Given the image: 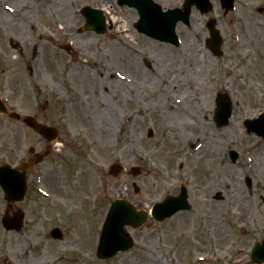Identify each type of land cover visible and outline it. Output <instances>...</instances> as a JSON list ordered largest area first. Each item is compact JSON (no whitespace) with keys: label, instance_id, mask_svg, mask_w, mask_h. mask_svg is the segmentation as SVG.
<instances>
[{"label":"rangeland","instance_id":"rangeland-1","mask_svg":"<svg viewBox=\"0 0 264 264\" xmlns=\"http://www.w3.org/2000/svg\"><path fill=\"white\" fill-rule=\"evenodd\" d=\"M155 1L163 8L183 4V0ZM213 1L208 14L192 8L190 23L178 22L175 46L138 32L133 25L137 11L116 0H48L53 3L44 4L45 10L40 8L41 0H0V95L14 102L17 111L47 118L60 129L67 124L72 131L68 137L61 129L64 144H55L36 168L46 169L40 186L52 197L37 191L31 181L26 198L17 203L25 212L22 231L7 232L0 225V264H255L251 247L264 237V219L258 217L259 210H264V174L254 170V161L256 156L264 161V138L248 131L245 121L264 111V11L257 8H264V0H236L234 10L227 12L219 0ZM5 4L20 6L27 19L6 11ZM84 5L106 6L118 22L104 10L105 33L79 31L85 21L79 11ZM48 10L54 13L51 22L46 20ZM64 10L70 13L67 23ZM209 17L217 18L224 40L218 57L205 45L204 23ZM120 25L127 27L128 35L119 32ZM63 26H69L68 31ZM87 38L90 45L83 41ZM128 39L133 48L127 45ZM66 45L69 51L63 48ZM34 46L38 49L33 54ZM51 54L61 58L58 70L47 61ZM30 64L38 74L31 73ZM163 67L178 74L189 96L198 99L189 102L204 108L206 143L213 144L210 137L217 141L215 151L200 153L193 161V143L181 139L194 129H181L178 145L167 152L175 159L171 167L129 140L135 126L146 141L157 145L161 138L157 130L167 128L163 121L154 127L147 118L150 106L142 95L148 88L116 83L109 75L121 68L149 85ZM85 68L87 73L82 72ZM100 93L105 103L97 107L87 102L98 100ZM218 93H227L233 105L224 126L214 121ZM129 100L134 105L129 106ZM102 110L112 121L101 118ZM162 110L165 114L173 110L169 101ZM30 146L43 150L44 142L0 114V163H17L19 154L14 149L18 147L26 157ZM231 150L237 153L234 161ZM209 159L217 166H206L204 160ZM116 161L124 170L109 176L108 167ZM134 165L141 168L136 177L129 172ZM220 166L231 172L232 193L220 181ZM67 168L68 172L76 168L80 184L69 186ZM132 182L139 186L138 193ZM181 186L188 193V211L161 223L150 218L139 229L128 228L135 241L130 250L106 260L95 256L100 226L113 198L121 196L148 208L166 194L179 193ZM217 193L221 199L215 198ZM6 204L0 191V217ZM53 226L63 229V239L49 237Z\"/></svg>","mask_w":264,"mask_h":264},{"label":"water","instance_id":"water-1","mask_svg":"<svg viewBox=\"0 0 264 264\" xmlns=\"http://www.w3.org/2000/svg\"><path fill=\"white\" fill-rule=\"evenodd\" d=\"M226 1L228 5L231 3V0ZM118 2L120 4L127 3L137 8L140 15L138 21L139 29H142L155 38L173 43H176V35L174 32L176 22L178 20L188 22L191 4L195 3L201 8L202 12H206L210 8L208 0H186L183 10L174 8L165 11L161 9L160 5L152 0H118ZM82 12L87 18L86 28H92L96 31L104 30V18L99 10L84 7ZM214 23V20H210L207 23L211 36L208 41L211 42L210 48L213 53L218 54L221 38L217 29L214 27ZM218 104L220 112L219 115L217 114V119H219V124L223 125L227 122V118L230 115L231 103L225 95H220L218 98ZM26 121L37 131L47 135V137L52 136L51 134L49 135L48 130L44 125L37 123L33 118L27 117ZM247 125L250 130H254L258 134L264 136V113L254 120L247 121ZM231 156L235 159L236 153L232 151ZM39 157L40 156L36 154L28 162H24L21 165V171L12 169L7 164L0 166V185L2 186L5 197L8 200L15 201L23 198L26 190L25 171L30 166L31 162L38 160ZM113 168L116 173L121 169L120 166H114ZM133 173H138V168H133ZM185 197V193L183 192L179 197H167L163 202L155 204L152 211L153 217L156 220H162L180 208H187L188 205ZM22 218V212H17L13 216L6 213L2 218V224L6 229H19L22 224ZM146 218L147 214L144 211H137L127 201L122 199L114 200L102 226L97 255L102 258L111 257L118 250H124L131 247L132 241L126 233L124 225L130 223L134 226H139L146 220ZM54 235L58 236L59 233L56 232ZM252 257L255 261H264V241L262 244H257L254 247Z\"/></svg>","mask_w":264,"mask_h":264},{"label":"bare ground","instance_id":"bare-ground-1","mask_svg":"<svg viewBox=\"0 0 264 264\" xmlns=\"http://www.w3.org/2000/svg\"><path fill=\"white\" fill-rule=\"evenodd\" d=\"M53 2L48 3V0H41L40 2V8L45 10V5L47 4L49 7L52 6ZM108 9V13L112 15V20L114 22H117V17L112 14V11L110 8L106 7ZM16 13L19 14V18L21 19H27L25 14L21 12L20 6H17ZM54 15L53 12H47L46 20L48 22H51V16ZM64 21L67 23V21L70 18V13L64 10ZM55 21V19L53 20ZM43 23L46 26H53L50 25V23ZM21 24V20L18 19V26ZM68 27L64 28L65 31H68ZM124 27V26H123ZM123 27L119 26V32L124 31ZM34 28V27H33ZM125 32V31H124ZM127 32V31H126ZM126 34V33H125ZM128 35V34H126ZM86 45H90L91 41L89 38L83 40ZM129 42H127L128 46L131 48L134 47L133 41L131 39H128ZM42 42V41H41ZM136 46V45H135ZM51 56V57H50ZM47 61L49 62V65L52 66L58 70V67L61 65V58L55 59L54 56L49 55ZM112 67L109 65L108 68H106L107 72L110 71ZM162 70L156 71V78L157 80L154 81L152 84L147 85L148 83L143 79L141 81L136 77L135 74L130 72H126L125 70L119 68L116 69L114 72L109 75H111L114 82L118 83H125L128 85H136L140 84L143 87H147L148 89L143 90L142 97L146 98L148 101L149 110L147 112V118L149 122L154 127H159L158 121H163L166 129L162 128L160 130H156L161 135V138L159 139V142L157 145H154V143H151L149 141H146L142 135L141 132L133 126V130L131 131L130 139L135 145L140 146L144 151L150 153L152 156L156 157L160 162L166 163V167H171L173 163H175L174 156L167 155V152L172 151L176 148L178 145V136L181 135V129L184 128H192L194 129L193 132L186 138H182L181 140L183 142H190L193 143V150L191 154H193V161L196 158H199L200 153L205 152H213L216 150V144L217 141L211 140L210 134V141L213 142L212 145L207 142V135H205V131L208 128V125L206 124L207 117L204 114V108L200 105V107H195L194 105L199 103L192 101L193 105L191 104V100H198L197 98H191L189 96V92H187V89L184 88V85L180 80L178 79V74L173 73L172 71H167L166 68H161ZM73 70V69H72ZM83 73H87V69L85 68ZM142 74V73H141ZM83 77H86V74L83 75ZM94 78V76H93ZM84 81L83 83H85ZM194 93V91L192 90ZM189 99V100H188ZM191 99V100H190ZM87 101V99H86ZM170 102L171 109L166 114L163 112L162 107L164 106L165 102ZM89 103H96L97 107L99 106V103H105L104 99L101 97L98 100H89L87 101ZM93 103V104H94ZM129 106L134 105V102L128 101L127 102ZM190 103V104H189ZM195 109V110H194ZM103 111V110H102ZM102 119H106L107 121H112V118L109 117L105 111L101 114ZM136 121H131L130 124H134ZM138 131V132H137ZM206 136V137H205ZM231 138V137H230ZM196 141V142H195ZM204 164L208 167H215V162L213 159H209V161L204 160ZM169 169V168H168ZM254 170L258 174H264V161L260 156H256L254 161ZM220 176V181L224 182V184L229 188V193H232V179H231V172H229L228 169L222 168L220 166V171L218 172ZM256 176L258 177V174ZM264 187V183H263ZM264 200V199H263ZM264 208V203H263ZM258 217L260 219H264V210H259Z\"/></svg>","mask_w":264,"mask_h":264},{"label":"flooded vegetation","instance_id":"flooded-vegetation-1","mask_svg":"<svg viewBox=\"0 0 264 264\" xmlns=\"http://www.w3.org/2000/svg\"><path fill=\"white\" fill-rule=\"evenodd\" d=\"M12 121L14 122L15 124V127H18V126H21V128H23V130H26V127L25 126H22V118H19V119H12ZM46 121H48V119L46 118ZM13 131V134L17 135V131L16 130H12ZM15 153L17 154L18 153V150H17V147L14 149ZM73 172L72 173H69L66 177L68 178L69 180V185H74L78 182V184H80V175L78 171H76V168L72 169ZM47 174V172H43V173H38L37 175L39 176H42V179H43V176L45 177V175Z\"/></svg>","mask_w":264,"mask_h":264}]
</instances>
